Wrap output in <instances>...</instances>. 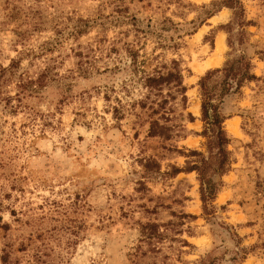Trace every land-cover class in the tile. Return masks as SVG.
Masks as SVG:
<instances>
[{
    "label": "rangeland",
    "instance_id": "374dc122",
    "mask_svg": "<svg viewBox=\"0 0 264 264\" xmlns=\"http://www.w3.org/2000/svg\"><path fill=\"white\" fill-rule=\"evenodd\" d=\"M222 1L0 0V69L18 64L0 81V264H264V0L238 17ZM241 56L253 77L225 101L231 165L206 212L200 83ZM173 61L187 100L146 97L144 72ZM22 77L41 93L18 100Z\"/></svg>",
    "mask_w": 264,
    "mask_h": 264
},
{
    "label": "trees",
    "instance_id": "16d2710c",
    "mask_svg": "<svg viewBox=\"0 0 264 264\" xmlns=\"http://www.w3.org/2000/svg\"><path fill=\"white\" fill-rule=\"evenodd\" d=\"M221 4H225L231 8L235 12L236 17L244 13L242 2L239 0L222 1ZM210 15L212 14L210 13ZM229 44L233 46L231 40ZM127 52L129 57H131L129 69L132 68L136 71L141 64L145 63V61L140 62L137 59L136 52L131 49H128ZM17 65L16 61H12L10 69L1 68L0 81L6 77L7 73H11V69ZM251 67V62L246 57H236L229 60L223 69L209 72L202 78L200 83L202 92V120L204 122L203 136L206 139L208 156L198 154L201 159L190 168L189 172L195 171L198 173L201 184V198L206 212H209V208L212 205L211 201H215L219 191L218 184L210 187L206 183L207 177L217 176L231 165V156L228 151L230 139L225 129L228 117L224 114V104L226 99L238 92L239 85L243 80L253 77ZM167 70L166 74L159 69H156L152 74L144 72V76L140 78V82L142 88L147 91L146 97H150L154 91L161 92L164 87L171 86L181 93L183 100L186 101L187 89L184 86L181 65L178 61H173L172 68ZM42 79L39 78L37 81H32L24 80L22 77L18 85L20 92L16 95L17 99L22 100V97H32L41 93L40 91L45 86V82ZM167 131L169 129L161 126L157 121L152 122L150 125L152 135L169 137ZM176 173L178 174L180 171H176Z\"/></svg>",
    "mask_w": 264,
    "mask_h": 264
},
{
    "label": "bare ground",
    "instance_id": "6f19581e",
    "mask_svg": "<svg viewBox=\"0 0 264 264\" xmlns=\"http://www.w3.org/2000/svg\"><path fill=\"white\" fill-rule=\"evenodd\" d=\"M224 49H225V46H224L223 41L219 40L218 44H217L215 56L213 58H211L208 62L204 63L203 65H199L200 68L198 69V71H200L201 69L204 70V68H208V67L219 66L221 64V61H222L221 55H222V52ZM197 105H196V108H194L196 110V112L198 111Z\"/></svg>",
    "mask_w": 264,
    "mask_h": 264
}]
</instances>
